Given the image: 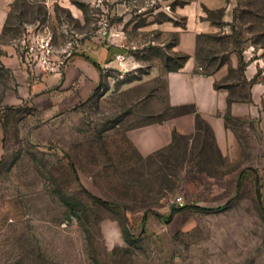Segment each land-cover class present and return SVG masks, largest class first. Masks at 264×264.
<instances>
[{"label":"rangeland","instance_id":"1","mask_svg":"<svg viewBox=\"0 0 264 264\" xmlns=\"http://www.w3.org/2000/svg\"><path fill=\"white\" fill-rule=\"evenodd\" d=\"M191 1L66 0L75 16L60 2H12L0 32V264H264L258 119L225 117L235 139L228 154L200 119L193 134L145 157L127 137L156 119L146 97L163 102L151 67L174 68L187 56L166 26ZM209 17L215 31L195 40L198 71L244 50L264 64V0H229ZM38 25L59 52L124 40L134 61L109 70L111 84L81 105L44 116L10 103L16 83L5 63Z\"/></svg>","mask_w":264,"mask_h":264},{"label":"crops","instance_id":"2","mask_svg":"<svg viewBox=\"0 0 264 264\" xmlns=\"http://www.w3.org/2000/svg\"><path fill=\"white\" fill-rule=\"evenodd\" d=\"M14 1L0 0V32ZM37 1L48 6L60 2L74 16L77 13L66 0ZM228 3L229 0H193L174 8V23L167 21L166 27L178 31V50L182 49L187 56L176 69L166 67L160 71L155 65L151 67V79H162L163 102L154 103V92L146 97V100L153 98L155 112L152 113L156 119L127 130L129 141L141 156H149L169 146L176 135L193 134L199 119L210 127L213 140L223 154L230 153L235 145L234 136L225 122L227 115L244 120L258 119L264 131L262 57L257 58L250 50H244L240 54H229L227 61L208 73L198 71L196 67L193 53L196 36L215 31L216 25L209 14L224 12ZM168 23L182 24V29L170 28ZM122 41L93 44L85 51L71 53L59 72L44 73L39 80H34L13 48L5 62L12 69L16 83V90L8 96L10 103L32 105L49 117L81 105L103 86L111 84L109 70L121 72L134 61ZM178 50L172 47V51Z\"/></svg>","mask_w":264,"mask_h":264},{"label":"built area","instance_id":"3","mask_svg":"<svg viewBox=\"0 0 264 264\" xmlns=\"http://www.w3.org/2000/svg\"><path fill=\"white\" fill-rule=\"evenodd\" d=\"M16 46L19 59L31 71L34 80H39L44 73L59 72L71 54L55 48L53 35L44 25L24 31Z\"/></svg>","mask_w":264,"mask_h":264},{"label":"trees","instance_id":"4","mask_svg":"<svg viewBox=\"0 0 264 264\" xmlns=\"http://www.w3.org/2000/svg\"><path fill=\"white\" fill-rule=\"evenodd\" d=\"M185 58H186V57H185ZM184 60H185V59H184ZM184 60H183V61H184ZM182 63H183V62H182ZM182 63H181L180 65H178V66L174 67V68H169V69H176V68H178L179 66H181V65H182ZM204 73H208V72H204ZM103 203L105 204L106 202H104V201H103Z\"/></svg>","mask_w":264,"mask_h":264}]
</instances>
